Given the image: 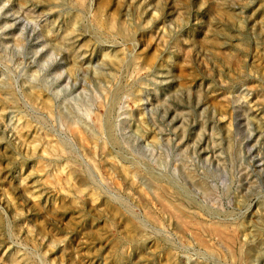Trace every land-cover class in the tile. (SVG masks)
I'll return each mask as SVG.
<instances>
[{
  "label": "rangeland",
  "instance_id": "1",
  "mask_svg": "<svg viewBox=\"0 0 264 264\" xmlns=\"http://www.w3.org/2000/svg\"><path fill=\"white\" fill-rule=\"evenodd\" d=\"M262 203L264 0H0V264H263Z\"/></svg>",
  "mask_w": 264,
  "mask_h": 264
},
{
  "label": "bare ground",
  "instance_id": "2",
  "mask_svg": "<svg viewBox=\"0 0 264 264\" xmlns=\"http://www.w3.org/2000/svg\"><path fill=\"white\" fill-rule=\"evenodd\" d=\"M34 1H35V0H34ZM41 1H42V0H41ZM49 1H52V0H49ZM80 1H82V0H80ZM228 1H229V0H228ZM49 3H50V2H49ZM221 16H222V15H221ZM112 21H113V20H112ZM116 21H117V20H115V23H116ZM110 22H111V21H110ZM122 22H124V21H122ZM126 22H127V21H126ZM111 23H113V22H111ZM109 24H110V23H109ZM123 24H124V23H123ZM127 24H128V23H127ZM71 25H72V24H71ZM113 25H114V24H113ZM117 25H118V23L114 26L115 29H116V26H117ZM111 26H112V25H111ZM122 26H123V25H122ZM126 27H127V26H126ZM126 27H125V28H126ZM67 28H68V27H67ZM67 28H65V30H66ZM72 28H73V27H72ZM72 28H71V29H72ZM69 29H70V28H69ZM69 29H68V30H69ZM71 29H70V30H71ZM110 29H111V28H110ZM115 29H114V30H115ZM127 29H129V25H128V28H127ZM70 30L67 31V32H70ZM116 30L118 31V29H116ZM116 30H115V31H116ZM71 31H72V30H71ZM73 31L75 32L76 30H73ZM119 31H120V30H119ZM128 31H129V30H128ZM67 32L65 31V33H67ZM74 32H70V33L72 34V33H74ZM58 33H59V32H58ZM58 33H57V34H58ZM62 33H63V31H62ZM112 33H114V32H112ZM59 34H60V33H59ZM67 34H68V33H67ZM75 34H77V33H75ZM75 34H74V36H75ZM123 34H126V33H123ZM49 35H50V34H49ZM54 35H55V34H54ZM64 35H65V34H64ZM116 35H117V34H116ZM118 35H119V33H118ZM126 35H127V34H126ZM126 35H125V39H126ZM128 35H129V34H128ZM56 36H57V35H56ZM66 36H68V35H66ZM51 37L53 38V36H51ZM61 37H64V36L61 35V36H60V40H62ZM122 37H123V36H122ZM54 38H55V37H54ZM58 38H59V37H58ZM72 38H73V37H72ZM77 38H79V37H77ZM64 39H65V37H64ZM67 39H69V38H67ZM67 39H65V40H67ZM75 39H76V38H75ZM46 40H47V39H46ZM55 40H56V39H54V41H55ZM73 40H74V39H73ZM126 40H127V39H126ZM131 40H132V39H131ZM47 41H49V40H47ZM50 41H51V40H50ZM62 41H63V40H62ZM127 41H129V40H127ZM52 42H53V41H52ZM66 42H67V41H66ZM48 43H49V42H48ZM53 43H54V44H58L59 42H56V41H55V42H53ZM51 45H52V44H51ZM59 45H62V43L60 42ZM65 45L68 46V44H65ZM55 46H56V45H55ZM51 47H52V46H51ZM57 47H59V46H57ZM62 47L64 48V46H62ZM177 47L180 48V46H178V44H177L176 48H177ZM182 48H183V47H182ZM182 48H181V49H182ZM51 49H52V48H51ZM59 49H60V48H59ZM59 49H57V50H59ZM67 49H68V48H67ZM181 49H180V50H181ZM60 50H61V49H60ZM74 50H76V49H74ZM73 52H74V51H73ZM82 52H83V51H82ZM93 53H94V52H93ZM179 53H182V52H179ZM58 54H59V53H58ZM90 54L92 55V52H90ZM94 54H95V53H94ZM86 55H87V54H86ZM112 56H113V55H112ZM112 56H111V57H112ZM83 57H84V56H83ZM108 57H109V56H108ZM85 58H86V57H85ZM93 58H94V57H93ZM104 58H105V57H104ZM77 59H78V58H77ZM107 59H108V58H107ZM109 59H110V58H109ZM81 60H82V59H81ZM81 60H80V61H81ZM83 60H84V58H83ZM85 60H86V59H85ZM105 60H106V59H105ZM112 60H113V59H112ZM128 60H129V58L127 59V61H128ZM93 61H94V60H93ZM98 61H99V60H98ZM114 61H115V60H114ZM116 61H117V60H116ZM73 62H74V61H73ZM85 62H86V61H85ZM107 62L109 63V61H107ZM121 62H122V61H121ZM121 62H120V63H121ZM124 62H125V61H124ZM129 62H130V61H129ZM133 62H134V61H133ZM74 63H76V62H74ZM78 63H80V62L78 61ZM81 64H82V63H80V65H81ZM98 64H99V63H98ZM110 64H112V63H110ZM116 64H117V63H116ZM128 64H129V63H128ZM131 64H132V62H131ZM170 64H171V63H170ZM125 65H126V64H125ZM72 66H73V64H72ZM77 66H79V64H78ZM77 66H76V67H77ZM83 66H85V65H83ZM101 66H102V65H101ZM112 66H115V65H112ZM117 66H119V65H117ZM128 66H129V65H128ZM162 66H163V65H162ZM69 67H70V66H69ZM102 67H103V66H102ZM104 67H105V66H104ZM107 67H109V66L107 65ZM121 67H122V66H121ZM121 67H120V69H121ZM134 67H135V66H134ZM163 67H164V66H163ZM168 67H169V66H168ZM168 67H166V68H168ZM77 68H78V67H77ZM85 68H87V65H86ZM147 68H149V67H147ZM73 69H74V67H73ZM79 69H80V68H79ZM79 69H77V71H78ZM116 69H117V68H116ZM123 69H124V68H123ZM149 69H150V68H149ZM206 69H207V68H206ZM240 69H241V68H240ZM67 70L70 71V69H68V68H67ZM243 70H244V69H243ZM71 71H72V68H71ZM74 71H75V69H74ZM122 71H123V70H122ZM122 71H121V72H122ZM153 71H154V70H153ZM170 71H172V70L169 69V72H170ZM244 71H245V70H244ZM117 72H118V71H117ZM119 72H120V71H119ZM139 72H140V71H139ZM158 72H159V69H158ZM164 72H165V71H164ZM164 72H163V74H165L167 71H166L165 73H164ZM240 72H241V71H240ZM245 72H247V71H245ZM245 72H244V73H245ZM249 73H250V72H249ZM69 74H70V72H69ZM71 74H72V73H71ZM71 74H70V75H71ZM74 74H75V73H74ZM155 74H157V73H155ZM169 74H170V73H168V75H169ZM172 74H173V73H172ZM172 74H171V75H172ZM238 74H239V73H238ZM106 75H107V74H106ZM114 75H115V74H114ZM248 75H249V74H248ZM248 75H246V76H248ZM115 76H116V75H115ZM115 76H114V77H115ZM239 76H240V75H239ZM243 76H245V75H243ZM249 76H250V75H249ZM251 76H252V74H251ZM69 77H71V76H69ZM100 77H102V76H100ZM111 77H112V76H111ZM111 77H110V78H111ZM162 77H163V76H162ZM170 77H171V76H170ZM170 77H169V78H170ZM103 78H104V77H103ZM160 78H161V76H160ZM164 78H165V77H164ZM171 78H172V77H171ZM235 78H238V77H235ZM235 78H233V79L235 80ZM250 78H251V77H250ZM252 78H253V77H252ZM252 78H251V79H252ZM114 79H115V78H114ZM244 79H245V78H244ZM109 80H110V79H109ZM174 80H175V79H174ZM222 80H224V79H222ZM228 80H229V79H228ZM237 80H238V79H237ZM239 80H240V79H239ZM110 81H111V80H110ZM219 81H220V80H219ZM241 81H242V80H241ZM224 82H225V81H224ZM107 83H108V81H107ZM196 84H197V83H196ZM201 84H202V83H201ZM228 84H229V83H228ZM228 84H227V85H228ZM108 85H111V84L108 83ZM113 85H114V84H113ZM113 85H112V86H113ZM116 85H117V83H116ZM181 85H183V84H181ZM191 85H192V84H191ZM199 85H200V83H199ZM199 85L197 84L196 86H199ZM220 85H221V84H220ZM223 85H224V83H223ZM223 85H222V86H223ZM225 85H226V84H225ZM227 85H226V86H227ZM112 86H111V87H112ZM209 86H210V85H209ZM193 87H195V86H193ZM116 88H117V86H116ZM196 88H197V87H196ZM208 88H209V87H208ZM208 88H207V89H208ZM112 89H113V88H112ZM183 89H184V88H183ZM197 89H198V88H197ZM201 89H202V88H201ZM204 89H205V86H204ZM217 89H218V88H217ZM185 90H186V89H184V92H186ZM209 90H211V89H209ZM218 90H219V89H218ZM221 90H222V89H221ZM194 91H196V90H194ZM210 92H211V91H210ZM8 93H9V92H8ZM191 93H192V92H191ZM207 93H208V92H207ZM222 93H225V91L222 92ZM10 94L13 96L12 93H10ZM215 94H216V93H215ZM225 94H227V93H225ZM5 95H6V94H5ZM11 95H9V96H11ZM6 96H8V95H6ZM218 96H219V95H218ZM227 97H229V96H227ZM218 98H219V97H218ZM220 98H221V97H220ZM5 99H6V98H5ZM9 99H10V98H9ZM13 99H14V98H13ZM223 99H224V98H223ZM228 100H230V99H228ZM10 101H12V99H11ZM10 101H9V102H10ZM12 102H13V101H12ZM226 102H227V100H226ZM228 102H229V101H228ZM210 103H214V104H215L216 102H210ZM9 104H10V103H9ZM7 105H8V103H7ZM12 105H13V104H12ZM208 105H209V104H208ZM224 105H226V104L224 103ZM209 106H211V105H209ZM214 106H215V105H214ZM3 107H4V106H3ZM6 107H8V106H6ZM218 107H220V105H219ZM218 107H217V108H218ZM4 108H5V107H4ZM9 108H10V107H9ZM12 108H13V107H12ZM211 108H212V107H211ZM6 110H7V109H6ZM215 110H216V109H215ZM224 111H225V110H224ZM226 111H227V110H226ZM216 112H217V111H216ZM220 114H221V113H220ZM99 115H100V114H99ZM227 116H228V115H227ZM223 117H224V116H223ZM98 118H99V117H98ZM229 118H230V117H229ZM96 119H97V118H96ZM100 119H101V118H100ZM227 119H228V118H227ZM142 120H143V119H142ZM224 120H225V119H224ZM104 121H105V120H104ZM260 121H261V119H260ZM95 122H96V121H95ZM98 122H99V121H98ZM98 122H97V123H98ZM140 122H141V121H140ZM103 123H105V122H103ZM142 123H143V122H142ZM98 124H99V123H98ZM104 125H105V124H104ZM97 126H98V125H97ZM99 126H100V125H99ZM99 126H98V128H99ZM142 126H143V125H142ZM72 127H73V126H72ZM105 127H106V125H105ZM111 127H112V126H111ZM73 128H74V127H73ZM98 128H97V129H98ZM106 128H107L108 131H109V128H108V127H106ZM138 128H139V127H138ZM99 129H100V128H99ZM111 129H112V128H111ZM133 130H134V129H133ZM100 131H101V130H99V132H100ZM141 131H142V130H141ZM74 132H75V131H74ZM109 132H110V131H109ZM78 133H79L78 135L80 136V132H78ZM100 133H101V132H100ZM144 133H145V132H144ZM139 134H140V133H139ZM74 135H75V134H74ZM81 135H82V133H81ZM106 135H107V133H106ZM76 136H77V135H76ZM83 137H84V136H83ZM83 137H82V138H83ZM141 137H142V136H141ZM79 138H80V137H79ZM111 138H112V136H111ZM77 139H78V138H77ZM108 139H109V138H108ZM140 139H141V138H140ZM83 140H85V138H84ZM83 140H82V141H83ZM100 140H101V139H100ZM110 140H111V139H110ZM150 140H151V139H150ZM80 141H81V140H80ZM87 141H88V140H87ZM87 141L85 140V142H87ZM96 141H97V140H96ZM111 141H112V140H111ZM114 141H115V140H114ZM114 141H113V142H114ZM93 142H94V141H93ZM101 142H102V140H101ZM154 142H155V141H154ZM89 143H90V142H89ZM89 143H88V145H89ZM99 144H101V143H99ZM102 144H103V143H102ZM85 145H86V144H85ZM93 145H94V144H93ZM89 146H90V145H89ZM94 146H95V145H94ZM100 146H101V145H100ZM103 146H105V145H103ZM97 147H98V143H97ZM99 148H100V147H99ZM103 148H104V147H103ZM87 149H88L87 151H89V149H91V148H87ZM95 149H96V148H95ZM93 150H94V149L92 148L91 151H93ZM101 150H103V149H101ZM88 153H89V152H88ZM92 153H93V152H92ZM95 153H96V152H95ZM97 153H98V152H97ZM93 154H94V153H93ZM98 154H99V153H98ZM102 154H103V153H101L100 155L103 156ZM89 155H90V154H89ZM94 155H95V154H94ZM104 155H105V154H104ZM90 157H91V156H90ZM105 157H106V155H105ZM96 158H97V157H96ZM107 158H108V157H107ZM109 158L111 159L112 157L109 156ZM91 159H92V158H91ZM94 159H95V158H94ZM110 159H109V160H110ZM107 160H108V159H107ZM107 160H105V161H107ZM91 161H93V160H91ZM111 161H112V160H111ZM94 162H95V160H94ZM95 163H96V162H95ZM106 163H107V162H106ZM108 163L110 164V161H109ZM96 164H97V163H96ZM109 164H107V165L109 166ZM111 164L115 165L114 162H112ZM95 167H97V166H95ZM109 167H111V165H110ZM104 168L106 169V165H105ZM136 168H137V167H136ZM107 169H108V168H107ZM111 169H113V168H111ZM111 169L109 168L108 171L111 170ZM121 169H122V167H121ZM8 170H9V169H8ZM117 170H118V169H117ZM134 170L136 171L135 168H134ZM134 170H133V171H134ZM138 170H139V169L137 168V171H138ZM140 170H141V169H140ZM106 171H107V170H106ZM122 171H123V169H122ZM131 171H132V169H131ZM131 171H130L129 173H131ZM133 171H132V172H133ZM135 171H134V172H135ZM139 172H140V171H139ZM110 173H112V170H111ZM124 173H125V171H124ZM134 174H135V173H134ZM138 174H139V173L137 172V175H138ZM131 175H132V173H131ZM135 175H136V174H135ZM137 175H136V176H137ZM140 175L143 176V173L141 172ZM140 175H139V176H140ZM144 175H145V173H144ZM146 175H147V177H150V176H151V174H150V176H149L148 174H146ZM106 176H107V175H106ZM112 176H113V174H112ZM127 176H128V175H127ZM139 176H138V177H139ZM142 176H141V177H142ZM103 177H104V176H103ZM145 177H146V176H145ZM145 177H144V178H145ZM157 177H158V176H157ZM113 178L115 179L114 176L112 177V179H113ZM136 178H137V177H136ZM142 178H143V177H142ZM152 178L154 179L153 176H152ZM159 178H160V177H159ZM103 179H104V178H103ZM109 179H111V178L109 177ZM129 179H130V178H129ZM145 179H146V178H145ZM161 179H162V178H160V180H161ZM125 180H126V178H125ZM147 180H148V178H147ZM113 181H114V180H113ZM113 181H111V182H113ZM131 181H132V180H131ZM134 181H135V180H134ZM148 181H149V180H148ZM155 181H156V178H155ZM157 181H159V180H157ZM115 182H116V180H115ZM117 182H118V181H117ZM126 182H127V181H126ZM152 182H153V181H152ZM161 182H163V181H161ZM166 182H167V181H166ZM130 183H131V182H130ZM133 183H134V182H133ZM149 183H151V180H150ZM117 184H118V183H117ZM134 184L136 185V183H134ZM162 184H163V183H162ZM164 184L166 185V183H164ZM170 184H171V183H170ZM156 185H157V184H156ZM165 185H164V186H165ZM136 186H138V185H136ZM136 186H135V187H136ZM158 186H159V185H158ZM158 186H157V187H158ZM162 186H163V185H162ZM162 186H161V187H162ZM166 186H167V185H166ZM171 186H172V184H171ZM129 187H130V186H129ZM133 187H134V186H133ZM149 187H150V186H149ZM152 187H153V185H152ZM154 187H155V186H154ZM174 187H175V186H174ZM141 188H142V186H141ZM165 188H166V187H165ZM167 188H168V187H167ZM176 188H177V187H176ZM24 189H25V188H24ZM26 189H27V188H26ZM117 189H118V188H117ZM129 189H130V188H129ZM150 189H151V187H150ZM159 189H160V188H159ZM168 189H169V188H168ZM174 189H175V188H174ZM174 189H173V190H174ZM178 189H179V186H178ZM180 189H181V187H180ZM127 190H128V189H127ZM130 190H131V189H130ZM145 190L147 191V189H145ZM156 190H157V189H156ZM156 190L154 189V191H156ZM181 190H182V189H181ZM181 190H180V191H181ZM27 191H29V190L27 189ZM151 191L153 192L152 189H151ZM157 191H159V190H157ZM175 191H178V190H174V192H175ZM25 192H26V191H25ZM143 192H144V190H143ZM143 192H142V193H143ZM147 192H148V191H147ZM147 192H146V194H147ZM159 192H160V191H159ZM159 192H156V194L159 193ZM161 192H162V191H161ZM165 192H166V191H165ZM169 192H171L170 189H169ZM169 192H168V194H169ZM181 192H182V191H181ZM29 193L31 194V192H29ZM29 193L26 192L25 194H29ZM83 193H84V192H83ZM129 193H130V192H129ZM132 193H133V192H132ZM132 193H130V194H132ZM140 193H141V191H140ZM154 193H155V192H154ZM171 193H172V192H171ZM182 193H183V192H182ZM185 193H186V192H185ZM143 194H144V193H143ZM148 194H150V193L148 192ZM148 194H147V196H148ZM156 194H155V195H156ZM159 194H160V193H159ZM163 194H164V193H163ZM163 194H162V195H163ZM137 195H138V193H137ZM152 195H153V194H152ZM162 195H161V196H162ZM171 195H172V194H171ZM174 195H175V194H174ZM179 195H180V194H179ZM185 195H186V194H185ZM185 195H184V196H185ZM27 196H28V195H27ZM29 196H30V195H29ZM29 196H28V197H29ZM141 196H142V195H141ZM163 196H164V195H163ZM165 196H166V195H165ZM182 196H183V195H182ZM188 196H189V195H188ZM188 196L186 195L187 198H188ZM30 197H31V196H30ZM32 197H33V196H32ZM138 197H139V196H138ZM142 197H144V195H143ZM170 197H171V196H170ZM170 197H169V199H170ZM175 197H176V196H175ZM189 197H190V196H189ZM34 198H35V197H34ZM146 198H147V197H146ZM149 198H150V197H149ZM166 198H167V197H166ZM166 198H165V199H166ZM172 198H173V197H172ZM183 198H184V197H183ZM161 199H162V198H161ZM165 199H162V206H163L166 210H169V211L172 213V216H173V217H174V215L176 216V218H177V220H178V222H179L178 224H180L181 227H183V228H188V230H189V227H191V228L194 230L193 234L197 237V239L199 240L200 243L204 244L205 241H203V239H202L203 237L201 238V237L199 236L197 230L200 231V229H202V230L204 229V230H207V231H211V234H212V232L215 233V236L218 235L219 238L216 236L218 239H216V238H215V239H216V240H220V238H221V239H222V240H221V243H222V244H223V242H222L223 240H224L225 242H227L226 245L228 244V241L230 240V233H231L228 229H229L230 227L228 228V227L221 226L223 223H222L221 225H219L218 223H217V224L215 223V224H213V225H209V226H206V225L204 226V225H203V226L201 227V224H202V223L200 224V222H198V220H194L191 216L188 215V214H191V213H190V212H191L190 210H191L193 207H192L191 209H189L190 212H188V214H186V213L183 211V210H185V209H182V208H181V209H182V210H181L178 206H176V204H177L178 202L175 203V205H172L171 202H170L171 199L169 200V202L166 201V200H168V199H166V200H165ZM184 199H185V198H184ZM190 199H192V200H191V202H192V201H193V198L191 197ZM216 199H217V198H215V201H216ZM219 199H220V198H219ZM157 200H158V197H157ZM217 201H218V200H217ZM219 201H220V200H219ZM152 202H153V201H152ZM172 202H174L173 199H172ZM180 202H181V201H180ZM184 203H185V202H184ZM216 203H217V202H216ZM154 204H155V203H154ZM178 204H181V203H178ZM193 204H194V202H193ZM262 205H263V203H262ZM145 206H147V205H145ZM162 206H161V207H162ZM191 206H192V204H191ZM198 206H199V205H198ZM263 206H264V205H263ZM154 207H155V206H154ZM161 207H160V208H161ZM186 207H187V206H186ZM188 207H189V206H188ZM158 208H159V207H158ZM183 208H184V207H183ZM196 208H197V207H196ZM147 209H148V208H147ZM161 209H162V208H161ZM193 209L195 210V208H193ZM263 209H264V208H263ZM263 209H262V210H263ZM148 210H149V209H148ZM153 210H154V209H153ZM158 210H159V209H158ZM197 210H199V209H197ZM160 211H161V210H160ZM162 211H163V209H162ZM201 211H202V210H201ZM144 212H145V211H144ZM262 212L264 213V210L261 211V213H262ZM159 213L161 214V212H159ZM165 213H166V211H165ZM194 213H195V212H194ZM197 213H198V211H197ZM199 213H200V212H199ZM199 213H198V214H199ZM212 213H214V212H212ZM259 213H260V212H259ZM144 214L146 215L147 212H145ZM154 214H155V211H154ZM156 214H157V213H156ZM156 214H155V215H156ZM173 214H174V215H173ZM203 214H205V213L203 212ZM214 214H215V213H214ZM257 214H258V213H257ZM167 215H168V213H167ZM169 215H170V214H169ZM169 215H168V217H169ZM191 215H192V214H191ZM195 215H196V214H195ZM209 215H210V214H209ZM261 215H262V214H261ZM149 216H150V215H149ZM192 216H194V214H193ZM196 216H197V215H196ZM201 216H202V215H201ZM201 216H200V217H201ZM207 216H208V214H207ZM258 216H260V215H258ZM258 216H257L256 218H259ZM147 217H148V216H147ZM147 217H146V218H147ZM150 217H151V216H150ZM159 217H160V216H159ZM162 217H163V216H162ZM219 217H220V216H219ZM219 217H218V218H219ZM261 217L263 218V215H262ZM146 218H145V219H146ZM154 218H156V217H154ZM224 218H225V217H224ZM148 219H149V218H148ZM152 219H153V218H152ZM168 219H169V218H168ZM168 219H166V220H168ZM172 219H173V218H172ZM174 219H175V217H174ZM174 219H173V220H174ZM195 219H196V218H195ZM208 219H209V217H208ZM212 219H213V221H212V223H213V222H214V218L212 217ZM220 219H223V218H220ZM226 219H227V218H226ZM226 219H225V220H226ZM149 220H150V219H149ZM149 220H148V221H149ZM155 220H157V219H155ZM155 220H154V221H155ZM175 220H176V219H175ZM175 220H174V221H175ZM177 220H176V221H177ZM203 220H204V219H203ZM256 220H257V219H256ZM157 221H158V220H157ZM200 221L202 222V220H200ZM206 221H207V219H206ZM209 221H210V220H209ZM216 221H217V220H216ZM218 221H219V220H218ZM223 221H224V220H223ZM228 221H229V220H228ZM228 221H227V223H228ZM151 222H152V221H151ZM155 222H156V221H155ZM163 222H164V221H163ZM207 222H208V221H207ZM231 222H232V221H231ZM260 222H261V221H260ZM171 223H172V220H171ZM174 223H175V222H174ZM203 223H204V222H203ZM219 223H220V222H219ZM227 223H226V225H227ZM229 223H230V222H229ZM263 223H264V220H263ZM134 224H135V222H134ZM164 224H165V223H164ZM168 224H170V223L168 222ZM172 224H173V223H172ZM206 224H207V223H206ZM208 224H211V223H208ZM231 224H232V223H231ZM236 224H237V223H236ZM259 224H261V223H259ZM158 225H159V224H158ZM180 225H179V226H180ZM223 225H224V224H223ZM234 225H235V224H234ZM248 225L250 226V228H252V227H251V224H248ZM171 226H172V225H171ZM259 226H260V225H259ZM173 227H174V226H173ZM177 227H178V226H177ZM232 227H233V226H232ZM235 227H236V226H235ZM237 227H239V226H237ZM257 227H258V225H257ZM257 227H256V228H257ZM260 227H261V226H260ZM161 228H162V227H161ZM183 228H182V229H183ZM227 228H228V229H227ZM263 228H264V227H263ZM176 229L178 230V228H176ZM180 229H181V228H180ZM254 229H255V228H254ZM261 229H262V228H261ZM202 230H201V231H202ZM204 230H203V231H204ZM230 230H231V229H230ZM232 230H233V228H232ZM237 230H238V229H237ZM245 230H246V229H245ZM251 230H253V229H251ZM251 230H250V231H251ZM255 230H256V229H255ZM262 230L264 231V229H262ZM180 231H184V230H180ZM189 231L191 232V230H189ZM189 231H188V232H189ZM203 231H202V232H203ZM207 231H206V232H207ZM246 231H247V230H246ZM250 231H249V232H250ZM175 232H176V230H175ZM177 232H178L179 234L181 233V232H179V230H178ZM177 232H176V233H177ZM240 232H241V231H240ZM249 232H248V233H249ZM261 232H262V231H261ZM186 233H187V230H186ZM254 233H255V231H254ZM187 234H188V233H187ZM191 234H192V232H191ZM191 234H190V235H191ZM193 234H192V236H194ZM202 234H205V233H202ZM206 234H207V233H206ZM209 234H210V232H209ZM240 234H241V233H240ZM242 234H243V229H242ZM242 234H241V235H242ZM259 234H260V233H259ZM0 235H1V234H0ZM190 235H187V236H190ZM207 235H208V234H207ZM207 235H205V236H207ZM212 235H213V234H212ZM236 235H237V234H236ZM246 235H247V234H246ZM252 235H253V232H252ZM256 235H257V234H256ZM181 236H183V235H181ZM215 236H214V237H215ZM239 236H240V235H239ZM247 236H248V235H247ZM249 236H250V235H249ZM260 236H261V235H260ZM260 236H259V237H260ZM207 237H209V236H207ZM254 237H256V236H254ZM254 237H253V238H254ZM191 238H192V237H191ZM194 238H195V237H194ZM194 238H192V240H193ZM209 238H210V237H209ZM212 238H213V237H212ZM241 238H242V236H241ZM251 238H252V237H251ZM183 239H184V238H183ZM195 239H196V238H195ZM215 239H214V240H215ZM248 239H249V238H248ZM248 239H247V241H248ZM258 239H259V238H257V240H256V238H255L256 241H258ZM262 239H264V238H262ZM1 240H2V239H1ZM1 240H0V241H1ZM192 240H191V241H192ZM206 240H207V239H206ZM243 240H244V239H243ZM255 240H254V241H255ZM260 240H261V239H260ZM185 241H186V240H185ZM193 241H194V240H193ZM186 242H188V240H187ZM197 242H198V241H197ZM206 242H208V240H207ZM231 242H232V241H231ZM262 242H263V241H262ZM262 242H261L260 244H263ZM194 243L196 244V242H194ZM208 243H209V242H208ZM212 243H213V242H212ZM217 243H218V242H217ZM209 244H211V243H209ZM222 244H218V246H219V247H220V246L223 247ZM224 244H225V243H224ZM246 244H247V243H246ZM231 245H232V244H231ZM240 245H243V246H244V243H243V244H240ZM247 245H248V244H247ZM263 245H264V244H263ZM263 245H262V246H263ZM131 246H132V245H131ZM205 246H206V245H205ZM212 246H213V245H212ZM133 247H134V246H133ZM135 247H137V246H135ZM213 247H215V245H214ZM222 247H221V248H222ZM224 247H225V246H224ZM229 247H230V246H229ZM236 247H237V246H236ZM236 247H235V248H236ZM238 247H239V246H238ZM238 247H237V248H238ZM245 247H246V246H245ZM258 247H259V246H258ZM200 248H201V247H200ZM216 248H218V247H216ZM225 248H226V247H225ZM225 248H223V249H225ZM133 249H134V248H133ZM136 249H137V248H136ZM205 249H206V248H205ZM219 249H220V248H219ZM223 249H221V250L223 251ZM232 249H234V248L232 247L231 250H232ZM244 249H245V248H244ZM255 249H256V248H255ZM255 249H254V250H255ZM261 249H262V248H261ZM261 249H260V250H261ZM131 250H132V249H131ZM208 250H209V249L206 250V253H207V254L209 253ZM221 250H220V251H221ZM226 250H227V248H226ZM235 250H236V249H235ZM241 250H242V249H241ZM136 251H137V250H136ZM136 251H135V252H136ZM233 251H234V250H233ZM237 251H238V250H237ZM131 252H132V251H131ZM243 252H244V251H243ZM255 252H256V251H255ZM263 252H264V250H263ZM228 253H229V252H228ZM228 253H227V254H228ZM236 253H237V252H236ZM257 253H258V252H257ZM260 253H261V251H260ZM130 254H131V253H130ZM214 254H215V253H214ZM218 254H219V253H218ZM221 254H222V253H221ZM224 254H226V253H224ZM231 254H232V253H231ZM233 254H234V253H233ZM233 254H232V255H233ZM244 254H246V253H244ZM258 254H259V253H258ZM263 254H264V253H263ZM210 255H211V253H210ZM229 255H230V254H229ZM229 255H228V256H229ZM234 255H235V254H234ZM242 255H243V254H242ZM259 255H262V253L259 254ZM216 256H217V254L215 255V258H216ZM218 256H219V255H218ZM224 256H225V255H224ZM230 256H231V255H230ZM246 256H247V255H246ZM246 256H245V258H246ZM256 256H257V255H256ZM262 256H263V255H262ZM262 256H261V257H262ZM222 257H223V256H222ZM236 257L238 258V256H236ZM243 257H244V255H243ZM257 257H258V256H257ZM126 258H127V257H126ZM217 258H218V257H217ZM225 258H226V257H225ZM227 258H228V257H227ZM262 258H264V257H262ZM128 259H129V258H128ZM145 259H146V258H145ZM145 259H144V260H145ZM147 259H148V258H147ZM218 259H219V258H218ZM232 259H233V257L231 258V261H232ZM254 259H255V257H254ZM254 259L252 258V260H254ZM258 259H259V258H258ZM141 260H142V259H141ZM223 260H225L224 257H223ZM223 260H221V261H223ZM234 260H235V259H234ZM234 260H233V261H234ZM242 260H243V259H242ZM260 260H261V259H260ZM262 260H263V264H264V259H262ZM126 261H127V260H126ZM236 261H238V260L236 259ZM249 261H250V260H249ZM142 262H143V261H142ZM147 262H148V261H147ZM149 262H150V259H149ZM228 263H230V262H228ZM236 263H237V262H236ZM247 263H248V262H247ZM233 264H235V263H233ZM238 264H239V262H238ZM251 264H252V263H251ZM253 264H254V263H253Z\"/></svg>",
  "mask_w": 264,
  "mask_h": 264
}]
</instances>
